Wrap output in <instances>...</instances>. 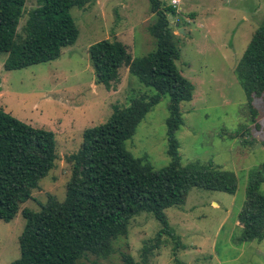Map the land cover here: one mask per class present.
Instances as JSON below:
<instances>
[{
    "label": "rangeland",
    "instance_id": "374dc122",
    "mask_svg": "<svg viewBox=\"0 0 264 264\" xmlns=\"http://www.w3.org/2000/svg\"><path fill=\"white\" fill-rule=\"evenodd\" d=\"M170 29L177 37L175 66L193 85L192 99L179 104L182 125L176 131L180 164L212 163L236 179L233 194L192 188L183 205L164 210L168 227L184 249L172 256L164 236L145 264H264V238L240 240L237 213L245 200L248 173L264 159V92L246 102L233 69L264 16V0H179ZM168 4V0H161ZM38 0H26L17 32ZM69 14L78 30L73 45L50 62L4 71L0 53V108L12 118L53 134L57 160L40 180L32 199L20 205L9 222L0 221V264L19 255L17 239L24 227L20 211L39 210L47 196L61 202L71 165L67 161L80 144L81 133L104 123L113 105L127 106L130 99L152 95L125 68L119 83L106 91L97 85L87 48L100 41H118L132 58L154 49L148 29L154 22L148 0H89L84 9ZM177 22L178 25L174 26ZM181 30V31H179ZM168 97L161 96L138 123L124 149L133 157L145 155L157 170L169 159L165 154ZM263 187V186H262ZM160 225L149 214L132 217L124 236L112 241L107 258L86 254L76 264H122V255L140 262Z\"/></svg>",
    "mask_w": 264,
    "mask_h": 264
},
{
    "label": "trees",
    "instance_id": "16d2710c",
    "mask_svg": "<svg viewBox=\"0 0 264 264\" xmlns=\"http://www.w3.org/2000/svg\"><path fill=\"white\" fill-rule=\"evenodd\" d=\"M26 0H0V53L4 71L57 59L61 50L76 41L78 30L70 9H84L89 0H38L17 32ZM154 22L148 29L154 49L132 58L118 41L100 40L87 48L94 80L106 91L119 83L118 70L125 68L152 95L132 98L127 106L113 105L108 119L85 129L77 151L67 157L70 176L61 202L47 196L39 210L20 211L24 227L17 242L18 257L10 264H76L86 254L105 259L112 241L126 233L132 217L145 213L159 223L149 244L140 250V262L122 255V264H145L164 236L172 256L184 249L168 227L164 210L183 205L192 188L233 194L232 172L208 162L180 164L176 131L182 125L179 104L192 99L193 85L175 66L179 58L177 37L169 26L175 9L161 0H148ZM233 74L246 102L264 92V16L237 61ZM161 96L168 97L165 154L169 163L153 169L145 155L133 157L124 149L145 114ZM264 147V142L261 143ZM57 160L53 134L32 128L0 108V221L14 218L20 205L32 199L41 179ZM263 186V187H262ZM240 240L264 238V159L248 173L244 203L237 213ZM177 264H182L176 261Z\"/></svg>",
    "mask_w": 264,
    "mask_h": 264
},
{
    "label": "built area",
    "instance_id": "2783aa9c",
    "mask_svg": "<svg viewBox=\"0 0 264 264\" xmlns=\"http://www.w3.org/2000/svg\"><path fill=\"white\" fill-rule=\"evenodd\" d=\"M168 4L176 10L179 4V0H168Z\"/></svg>",
    "mask_w": 264,
    "mask_h": 264
},
{
    "label": "water",
    "instance_id": "95a60500",
    "mask_svg": "<svg viewBox=\"0 0 264 264\" xmlns=\"http://www.w3.org/2000/svg\"><path fill=\"white\" fill-rule=\"evenodd\" d=\"M171 18H172V17H171L170 15H168V20H169V22H171V21H170ZM177 25H178V23L175 22V23H174V26H177ZM179 31H181V30H179Z\"/></svg>",
    "mask_w": 264,
    "mask_h": 264
},
{
    "label": "crops",
    "instance_id": "0c3cea01",
    "mask_svg": "<svg viewBox=\"0 0 264 264\" xmlns=\"http://www.w3.org/2000/svg\"><path fill=\"white\" fill-rule=\"evenodd\" d=\"M179 2H180V1H179ZM177 9H178V8H177ZM177 9H176V10H177Z\"/></svg>",
    "mask_w": 264,
    "mask_h": 264
}]
</instances>
